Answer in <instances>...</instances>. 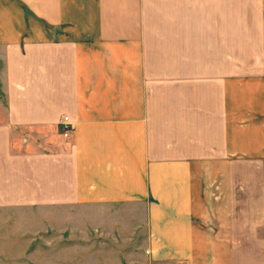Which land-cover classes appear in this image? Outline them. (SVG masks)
<instances>
[{"label":"crops","instance_id":"0c3cea01","mask_svg":"<svg viewBox=\"0 0 264 264\" xmlns=\"http://www.w3.org/2000/svg\"><path fill=\"white\" fill-rule=\"evenodd\" d=\"M45 203L264 264V0H0V205Z\"/></svg>","mask_w":264,"mask_h":264},{"label":"rangeland","instance_id":"374dc122","mask_svg":"<svg viewBox=\"0 0 264 264\" xmlns=\"http://www.w3.org/2000/svg\"><path fill=\"white\" fill-rule=\"evenodd\" d=\"M121 209L0 205V264H186L149 238L145 215Z\"/></svg>","mask_w":264,"mask_h":264},{"label":"built area","instance_id":"2783aa9c","mask_svg":"<svg viewBox=\"0 0 264 264\" xmlns=\"http://www.w3.org/2000/svg\"><path fill=\"white\" fill-rule=\"evenodd\" d=\"M61 126H62V133L65 138H68L70 136L71 130H72V124L69 120L68 116H63L61 119Z\"/></svg>","mask_w":264,"mask_h":264}]
</instances>
